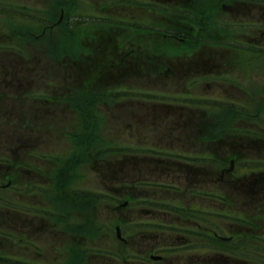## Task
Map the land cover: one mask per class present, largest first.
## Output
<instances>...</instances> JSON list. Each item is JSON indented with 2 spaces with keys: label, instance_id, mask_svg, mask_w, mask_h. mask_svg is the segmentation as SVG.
<instances>
[{
  "label": "flooded vegetation",
  "instance_id": "obj_1",
  "mask_svg": "<svg viewBox=\"0 0 264 264\" xmlns=\"http://www.w3.org/2000/svg\"><path fill=\"white\" fill-rule=\"evenodd\" d=\"M43 1L50 10H0V264L100 257L88 247L89 208L72 197L83 192L80 182L69 180L84 176L85 158L44 147L68 142L77 126L100 132L109 121L100 117L104 103L112 105L115 130H127L114 142L115 172L128 164L132 195H143L141 180L163 178L158 189L179 198L160 204L154 190L148 203L135 204L152 224L167 227L164 234L177 236L162 246L161 261L188 253L194 264H264V0ZM76 29L84 34L80 48ZM54 32L68 42L39 43ZM43 66L58 68L46 73ZM13 178L15 193L32 183L47 192L46 203L26 212L23 194L4 196ZM201 185L209 186L207 205ZM9 208L15 235L5 221ZM26 215L43 218L41 225L35 219L32 228ZM42 227L49 235L35 236ZM10 243L17 253H9Z\"/></svg>",
  "mask_w": 264,
  "mask_h": 264
},
{
  "label": "rangeland",
  "instance_id": "obj_2",
  "mask_svg": "<svg viewBox=\"0 0 264 264\" xmlns=\"http://www.w3.org/2000/svg\"><path fill=\"white\" fill-rule=\"evenodd\" d=\"M64 2V0H59V3L61 5V3ZM51 3L47 2V1H43L40 0V2H38V0H0V10L3 9V11L6 10V7L8 6V11L10 14L13 15H19L17 13H15L14 11H24L26 15L27 14H31L32 12L35 11V8L40 6V10L41 11H48L50 10V5ZM55 4V3H52ZM77 6V5H75ZM82 10H87L84 7H79ZM67 11V8H66ZM5 20V19H4ZM3 19H0V33L1 32H5V30H3V25H5ZM22 28L24 27V24H22L21 26ZM89 36L91 37L92 34ZM26 38V36H25ZM66 39V40H65ZM84 39V34H82L80 29H76L74 32V45L78 48H80V44L83 42ZM97 39V38H96ZM42 42H46V43H53L56 42V45H60V44H65L67 43V37L64 33H59V32H54L53 34H51V40H48L45 37H41V40L39 41V43ZM60 53V50L57 51V54ZM2 58L0 57V60ZM32 69V67H30ZM54 68H58L56 66H43L42 72H46L48 73V70H54ZM1 72V71H0ZM29 73L25 72L24 73V77L26 80H30L31 77L28 76ZM0 77H1V73H0ZM83 78H86V76L84 75ZM44 80V79H43ZM48 79L44 80L41 82V85L44 86L42 83L44 82L45 84L46 81ZM236 83L238 85L241 86V82L240 79L238 78V80H235ZM260 83L263 82L262 80H259ZM74 85H79V83L74 84ZM163 85L165 87V90H168V88L166 87L164 82H160V83H156V86H161ZM237 86V85H235ZM137 92L139 91H143L144 89L142 88V86L138 85L137 86ZM157 88V87H154ZM129 89V88H128ZM202 90H206V89H200ZM42 92H48L47 89H45L44 87H42ZM100 101H96V103H99ZM95 103V101H93V104ZM101 110L99 112L101 113V119L103 120V122H107L108 121V131H105L102 136L103 139L105 140V144H111V140L115 142L119 139V135L121 134L123 137L126 135L127 130L123 129V130H115L118 125L115 126V124L113 123V121L110 119V112L107 110V108H112V105H107V104H101L100 105ZM105 109V110H103ZM121 113L123 114H127L126 110H123ZM98 114V113H97ZM263 115H261L262 118ZM236 118H240L237 115H233V119ZM254 121H256L255 119H253ZM87 121L89 123H94L95 122V118H93V114H89ZM111 123L112 126H114V129H110L111 128ZM95 133V132H94ZM87 133L86 132V136L81 139L79 138H75L72 137V142H67L66 139H63L62 141L58 139L57 143L55 144V146H45L44 148L47 150H55L58 153L63 152V150L68 147L71 143H76L77 145H79L78 149L79 151L77 152V156L81 155L84 156V158H87L89 156L92 155H96V146H95V142L98 140L95 139V135L96 133ZM235 133V132H234ZM63 136H65V133H62ZM105 135V136H104ZM49 140V139H48ZM46 140V141H48ZM114 145H112L109 148L103 149V153L99 152V155H104L106 156L107 153H111L114 154ZM55 148V149H54ZM81 149V150H80ZM27 150V148L25 149V151ZM80 152V153H79ZM97 155L94 157L89 158V160L87 161L88 163L84 166V162L81 163V166H83L84 168L82 169V171H84V176L81 178L79 176H74L72 179H69L71 183L73 184H77L80 182L79 186L82 189V191L84 192H94V193H111V194H115V191H113L112 189H108L105 187V185H109L110 187L113 188V183L108 181V180H104L102 178H99L96 173L92 170L95 168L100 169L101 166L103 165L102 162L98 161ZM72 163V162H71ZM90 167H93L92 169ZM74 171V170H73ZM129 173V171H128ZM128 173L125 176H128ZM32 176V175H31ZM63 177V176H62ZM84 178V179H83ZM40 178H28L26 179V182H34V183H39L40 184V180H38ZM126 179V178H125ZM154 180V179H153ZM158 180H165L163 178H159ZM49 181V178L44 179L43 178V183L45 186H47V182ZM171 181V179L169 180ZM12 183H14L15 185L17 184V180L13 178ZM14 184H12L13 187L9 188L7 192H4L3 195L4 196H8L9 199L15 198L14 195L16 194H23V196H21V201L24 202V210L30 211L32 209L38 208V206L42 205V203H46L45 199L42 198V196H47V192L37 189L38 187L33 185L32 183L30 185H28L25 189V191L23 193H15L16 191L14 190L15 186ZM80 189V190H81ZM107 191V192H106ZM123 191H127V189H123ZM123 191L121 192V194H123ZM84 192V193H85ZM160 196H157L158 201H162L163 199L168 200L169 195L167 196L166 193H164V191L159 190L158 191ZM162 193H163V197L162 198ZM78 191H73L72 192V197H79L77 196ZM17 196V195H16ZM175 196H180V195H176ZM120 202H124L126 201V196L121 195L119 197ZM168 198V199H167ZM177 198V197H176ZM179 199V198H178ZM177 199V201H178ZM16 200V199H13ZM77 200V198H76ZM170 201V200H169ZM10 202H16V201H10ZM171 202V201H170ZM79 204H82L84 206L89 207V211L84 210V213H87L90 216V220H93L92 222H98L101 224H104V222H107L105 225H101V228H104L105 231L100 232L97 234V236H89L88 240H89V247H93L96 248L97 251H101V252H105V251H109V252H113L115 253V255H117L116 251L118 252H122L123 255H126V257H129V253L131 252H137V253H146V255H149V253L151 252V250L153 251L155 248L161 247V246H165L169 243H177V240L175 239V235L173 236H169L167 234L162 233V227L160 226H143V227H137V231L135 233V235L131 238H129V243L128 244H124L123 242L119 241L116 237V234L114 232V228L117 226V224H119V215H118V211H113L110 207H107L105 205H102V203L100 202L97 203L95 200L92 199H88L85 202H77ZM117 203V202H115ZM207 205V202L205 203ZM102 206V208H101ZM41 207V206H40ZM172 209V208H170ZM4 210V209H2ZM7 214L5 215V221H8L10 223V227L9 230L13 231V234H15L16 232L13 230V225L11 224L10 220L12 218H15V211L10 209L7 210ZM39 212V211H38ZM253 211H249V213H251ZM1 213V212H0ZM46 216H48V213H45ZM120 215L122 216H126L129 218H139V219H145L148 220V213H145V211L143 210V208L140 207H134L131 211L127 210V211H122L120 213ZM143 215V216H142ZM27 217L26 222L30 221V226L33 228L35 227V223L34 220L37 219V223L41 225L42 223V219L37 215V218H34L33 215H26ZM142 216V217H141ZM159 217V216H158ZM1 220H4V217L0 214V222ZM121 221V220H120ZM109 223V224H108ZM92 224V223H90ZM99 226V225H98ZM90 229H94V227L89 226ZM96 228V227H95ZM129 228L126 226H123V234L126 237V233H128ZM121 231V232H122ZM15 232V233H14ZM32 232V231H31ZM33 234V232H32ZM37 235H49V230L47 229V231L45 230L44 227H42L41 229L37 230V233L35 234V236ZM47 237V236H46ZM9 253H17V247L12 243H10L9 245V249H8ZM108 252V253H109ZM94 254H97V252H94ZM89 258V264H141L139 262L140 259H136L137 262L135 261L134 263H129V262H125L122 261L121 259H117L119 260L117 262H114L111 260V254L108 256H103V257H98V258H94L91 257L90 255L88 256ZM93 258V259H90ZM131 258V257H129ZM126 261H128V259H125ZM151 262V261H150ZM256 262V261H254ZM152 264H194V259L192 258V255L186 253L184 256H178V255H173V256H169L166 257V262H152Z\"/></svg>",
  "mask_w": 264,
  "mask_h": 264
}]
</instances>
